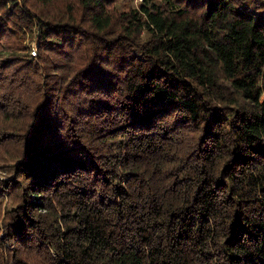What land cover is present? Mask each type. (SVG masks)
<instances>
[{
  "label": "trees",
  "instance_id": "1",
  "mask_svg": "<svg viewBox=\"0 0 264 264\" xmlns=\"http://www.w3.org/2000/svg\"><path fill=\"white\" fill-rule=\"evenodd\" d=\"M0 264H264V0H0Z\"/></svg>",
  "mask_w": 264,
  "mask_h": 264
},
{
  "label": "rangeland",
  "instance_id": "2",
  "mask_svg": "<svg viewBox=\"0 0 264 264\" xmlns=\"http://www.w3.org/2000/svg\"><path fill=\"white\" fill-rule=\"evenodd\" d=\"M123 3V6L125 5H136L137 1L139 0H117V2H121ZM24 44L25 46L29 47L28 50L30 49V47H35L34 41H33V35H29V33H26L25 35V40H24Z\"/></svg>",
  "mask_w": 264,
  "mask_h": 264
},
{
  "label": "built area",
  "instance_id": "3",
  "mask_svg": "<svg viewBox=\"0 0 264 264\" xmlns=\"http://www.w3.org/2000/svg\"><path fill=\"white\" fill-rule=\"evenodd\" d=\"M30 51H29V53L31 54V55H34L35 54V47H30V49H29Z\"/></svg>",
  "mask_w": 264,
  "mask_h": 264
}]
</instances>
